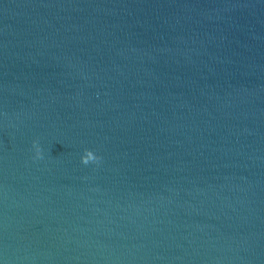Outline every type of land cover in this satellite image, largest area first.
Returning <instances> with one entry per match:
<instances>
[{
	"label": "water",
	"instance_id": "1",
	"mask_svg": "<svg viewBox=\"0 0 264 264\" xmlns=\"http://www.w3.org/2000/svg\"><path fill=\"white\" fill-rule=\"evenodd\" d=\"M0 264H264V0H0Z\"/></svg>",
	"mask_w": 264,
	"mask_h": 264
},
{
	"label": "clouds",
	"instance_id": "2",
	"mask_svg": "<svg viewBox=\"0 0 264 264\" xmlns=\"http://www.w3.org/2000/svg\"><path fill=\"white\" fill-rule=\"evenodd\" d=\"M39 154V150H37V156H39ZM99 159L98 156L94 155V153L88 149L84 150V153L80 158L81 163L84 165H88L90 162H97Z\"/></svg>",
	"mask_w": 264,
	"mask_h": 264
}]
</instances>
